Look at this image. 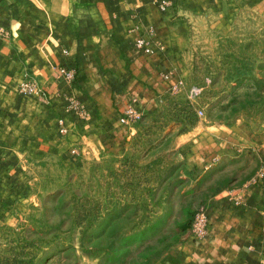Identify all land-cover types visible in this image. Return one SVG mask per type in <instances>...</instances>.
Masks as SVG:
<instances>
[{
  "label": "crops",
  "instance_id": "crops-1",
  "mask_svg": "<svg viewBox=\"0 0 264 264\" xmlns=\"http://www.w3.org/2000/svg\"><path fill=\"white\" fill-rule=\"evenodd\" d=\"M261 6L264 0H0V223L12 221L13 200L52 160L68 168L101 151L125 155L137 128L121 122L124 110L131 105L143 116L185 84V50L198 23L226 32L239 16H261ZM139 38L154 53L140 51ZM60 67L74 70L71 83ZM24 79L45 97L20 92ZM249 130L176 138L189 174L211 171L212 184L227 182L205 203L206 237L187 234L155 264H264V165L243 171L249 159L264 163V135ZM233 163L241 170L234 178Z\"/></svg>",
  "mask_w": 264,
  "mask_h": 264
},
{
  "label": "rangeland",
  "instance_id": "rangeland-1",
  "mask_svg": "<svg viewBox=\"0 0 264 264\" xmlns=\"http://www.w3.org/2000/svg\"><path fill=\"white\" fill-rule=\"evenodd\" d=\"M263 12L226 32L198 23L185 84L134 123L125 155L38 169L13 200L12 221L0 223V264H155L190 234L195 212L227 181L214 187L211 171L189 174L176 138L236 126L264 135ZM252 162L243 171L264 165Z\"/></svg>",
  "mask_w": 264,
  "mask_h": 264
},
{
  "label": "built area",
  "instance_id": "built-area-1",
  "mask_svg": "<svg viewBox=\"0 0 264 264\" xmlns=\"http://www.w3.org/2000/svg\"><path fill=\"white\" fill-rule=\"evenodd\" d=\"M135 46L142 52L147 54L154 53L153 48L151 47L150 40L146 38H139L135 41ZM60 76H63L68 82H72L75 78V72L72 69H67L64 67H60L58 70ZM18 89L22 93L33 94L38 97H45L46 92L42 90L34 81L31 80H22ZM70 106L78 112L82 113V106L78 102V100L74 98H70ZM141 117V114L134 110L131 105H128L124 110L123 115L121 116V122L125 124H130L132 122H136ZM61 132H65L66 130L62 128ZM209 222L206 215L205 207L198 209L193 217L190 235L193 238L202 239L206 237L208 233Z\"/></svg>",
  "mask_w": 264,
  "mask_h": 264
}]
</instances>
